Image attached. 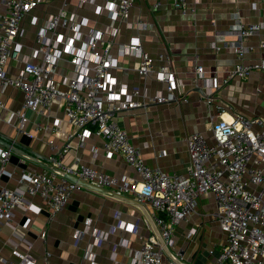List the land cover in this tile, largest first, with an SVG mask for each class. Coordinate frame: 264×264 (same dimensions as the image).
I'll return each instance as SVG.
<instances>
[{
  "label": "crops",
  "instance_id": "1",
  "mask_svg": "<svg viewBox=\"0 0 264 264\" xmlns=\"http://www.w3.org/2000/svg\"><path fill=\"white\" fill-rule=\"evenodd\" d=\"M173 1H135L127 21L116 24L117 32L110 52L116 63L109 75L115 82V93L125 86L129 91L140 89L148 96L157 92L164 94V85L156 81L153 74L146 78L138 74V57L118 54V46L139 38L156 65L163 63L157 59L159 54L169 58L176 79L182 84V98L185 97L187 102L148 104L120 113L117 123L130 142L141 149L145 164L167 174L182 175L189 163L187 136L200 133L208 143L212 142L211 129L217 118H211L215 114L214 106L205 103L208 94L216 105L228 108L223 118L228 119L234 114L264 118V72L251 71L244 78L227 80L238 63L229 47L237 40L234 32L239 24L264 21V0H186L195 8L194 14L187 15L174 8ZM103 5V0H93V4L78 7V0H69L68 13L86 22L81 29L82 36L91 30L105 31L108 27L107 10L103 9L100 14L96 11ZM59 7V1L50 0L27 14L19 38L22 57L30 55L37 47L36 32ZM5 10L3 0H0V15ZM59 31L65 33L63 29ZM263 35L264 30L244 39L243 44L253 48L244 56V64L264 57V52L258 48ZM17 65L20 66L9 63L5 68L7 74L17 75L20 71ZM196 66L202 67L201 75L196 74ZM72 70L65 55L55 75L59 88L65 89L62 81L72 75ZM22 103L20 90L0 84V149L10 151L0 187L23 189L24 186L18 183L22 172L53 171L52 160L59 157L50 151L49 142L58 150H65L62 164L66 168L86 165L116 180L122 177L138 180L137 174L120 155L106 156L100 138L90 135L83 140L69 139L74 128L65 119L63 104L56 100L48 112L26 111L24 133H18L13 114L21 109ZM28 200L40 210L16 208L8 221L0 219V264L14 262L10 252L13 245L38 262L48 255V264H129L148 237L153 236L160 243L148 211L132 194L119 197L109 189L84 187L74 192L64 209L50 221L48 208L39 197ZM214 210L213 197L202 195L195 213L175 228L174 247L168 252H180L184 264H216L215 259L226 240L213 218ZM26 219L29 226L23 228ZM121 223L123 229L119 227ZM42 231L46 232L44 241L39 237ZM92 233L103 236L100 246L94 245ZM77 234L82 239L75 245ZM19 237L23 238L20 242ZM88 244H92L93 261L85 257Z\"/></svg>",
  "mask_w": 264,
  "mask_h": 264
},
{
  "label": "built area",
  "instance_id": "2",
  "mask_svg": "<svg viewBox=\"0 0 264 264\" xmlns=\"http://www.w3.org/2000/svg\"><path fill=\"white\" fill-rule=\"evenodd\" d=\"M49 1L3 0L6 10L0 15V84L18 89L23 94L21 109L13 114L16 131L24 133L26 111L41 114L49 111L54 100L61 102L65 119L74 128L68 138L83 140L90 135L100 138L106 156L120 155L137 174L138 180L127 177L116 180L86 165L66 168L62 164L65 150L60 151L49 142L50 151L59 157L52 160L53 171L22 172L18 183L24 186L23 189L0 187V219L8 221L16 208L38 212L40 209L28 200L37 196L48 208V220H53L72 194L84 188L66 178L71 176L94 188L112 190L119 197L132 194L148 211L160 243L153 236L148 237L129 264H184L180 252H168L174 247L175 228L195 213L202 195L210 194L215 201L213 218L226 240L215 263L264 264V118L240 114L223 118L228 108L216 105L208 94L205 103L214 106L215 114L211 118H217L211 129L212 142L208 143L200 133L187 136L189 163L182 175L149 167L143 160L141 149L130 142L127 133L118 125L117 116L148 104L180 103L187 102V99L182 98V84L177 81L169 58L159 54L157 59L163 63L156 65L139 38L118 46V54L136 55L138 74L145 78L153 74L156 81L164 85L165 93L148 96L140 89L129 91L125 86L114 92L115 82L109 72L116 63L110 53L117 32L116 24L127 21L136 0H103L104 5L96 11L100 14L103 9L107 10L108 27L101 32L91 30L84 36L81 29L86 26L85 20L68 13L69 0H57L60 2L57 13L49 15L44 27L35 34L37 47L30 55L22 57L19 42L23 34L22 23L38 5ZM86 4H93V0H78V7ZM172 5L183 15L195 13L194 6L186 0H174ZM262 30L264 21L237 26L234 32L237 40L229 47L238 63L227 80L244 78L251 71L264 72V57L253 63L244 64L242 61L253 50L243 44L244 39ZM258 48L264 52V35ZM65 55L73 70L71 76L63 79L65 89H61L55 75ZM9 63L20 64L17 65L20 67L17 75L7 74L5 68ZM195 72L201 75L202 67L196 66ZM9 156L8 149H0V178L5 175ZM27 226L28 219L23 228ZM119 227L123 229V223ZM92 236L94 245L100 246L103 236L98 233H92ZM39 237L44 241L46 232L42 231ZM22 239L19 237L18 242ZM81 239L82 236L77 234L75 245ZM91 247L92 244H88L85 257L93 261ZM10 252L14 259L12 264H48V255L38 262L21 252L17 245H13Z\"/></svg>",
  "mask_w": 264,
  "mask_h": 264
},
{
  "label": "water",
  "instance_id": "3",
  "mask_svg": "<svg viewBox=\"0 0 264 264\" xmlns=\"http://www.w3.org/2000/svg\"><path fill=\"white\" fill-rule=\"evenodd\" d=\"M66 178L69 179L70 181L77 182V183L81 184L83 187H89L86 184H83V183L77 181L75 178H73L71 176H66Z\"/></svg>",
  "mask_w": 264,
  "mask_h": 264
}]
</instances>
